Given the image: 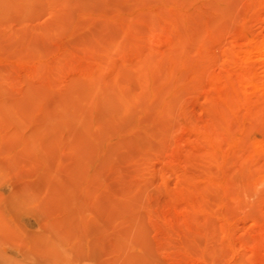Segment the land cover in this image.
Wrapping results in <instances>:
<instances>
[{
  "label": "rangeland",
  "instance_id": "1",
  "mask_svg": "<svg viewBox=\"0 0 264 264\" xmlns=\"http://www.w3.org/2000/svg\"><path fill=\"white\" fill-rule=\"evenodd\" d=\"M1 3L0 264H264V0Z\"/></svg>",
  "mask_w": 264,
  "mask_h": 264
},
{
  "label": "bare ground",
  "instance_id": "2",
  "mask_svg": "<svg viewBox=\"0 0 264 264\" xmlns=\"http://www.w3.org/2000/svg\"><path fill=\"white\" fill-rule=\"evenodd\" d=\"M1 1L2 0H0V3H1ZM10 3V2H9ZM2 4V3H1ZM15 6V5H14ZM3 7V6H2ZM2 7H1V9H2ZM16 7V6H15ZM6 8V7H5ZM14 8V7H13ZM12 9V8H11ZM13 11H14V9H13ZM1 15V14H0ZM2 16V15H1ZM4 19V18H3ZM2 26V25H1ZM3 28V27H2ZM1 31H2V29H1ZM258 45L257 46H255V50H257L261 55H262V57H264V41H262V42H260V43H257ZM251 50V49H250ZM251 51H253V50H251ZM251 68V67H250ZM246 69V68H245ZM249 74L250 73H248V75L247 76H245V78H248L249 77ZM243 75V74H242ZM250 75H253V74H250ZM254 78V77H253ZM249 79V78H248ZM253 81V80H252ZM241 99V98H240ZM243 99V98H242Z\"/></svg>",
  "mask_w": 264,
  "mask_h": 264
}]
</instances>
